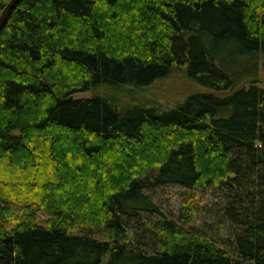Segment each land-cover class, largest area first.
Instances as JSON below:
<instances>
[{
    "label": "trees",
    "instance_id": "1",
    "mask_svg": "<svg viewBox=\"0 0 264 264\" xmlns=\"http://www.w3.org/2000/svg\"><path fill=\"white\" fill-rule=\"evenodd\" d=\"M259 60L264 0H19L0 29V264H264ZM159 187L213 196L229 239L191 227L188 201L167 217Z\"/></svg>",
    "mask_w": 264,
    "mask_h": 264
},
{
    "label": "rangeland",
    "instance_id": "2",
    "mask_svg": "<svg viewBox=\"0 0 264 264\" xmlns=\"http://www.w3.org/2000/svg\"><path fill=\"white\" fill-rule=\"evenodd\" d=\"M260 68L255 73V77L252 76H244V78L249 79L251 77L255 78L257 81V86L259 88L264 89V62L259 60ZM176 90V88H175ZM183 89H181L182 91ZM177 91V90H176ZM89 93H78L75 94V98H84L88 97ZM153 195V200L158 209H160L167 217L179 221L182 216V212L184 210V206L186 202L193 203L195 207L196 214L191 217V227L193 226L197 230L201 231L204 235L213 238L214 240L223 239L227 241L229 239V231L227 229V223L221 218L218 208L216 207L217 203L215 198L210 194H205L201 192H190L189 190H184L182 188L177 187H159L154 190H150ZM218 202V201H217ZM148 214L143 213L141 218L130 219L128 223H130L131 227L136 229V232L133 230L134 234H137L139 238H143L144 235V222L148 217ZM151 217V216H149ZM47 218L43 213L37 214V219L40 221L45 220ZM143 223L139 225L137 223ZM144 242L145 248H148L149 243L145 238Z\"/></svg>",
    "mask_w": 264,
    "mask_h": 264
},
{
    "label": "water",
    "instance_id": "3",
    "mask_svg": "<svg viewBox=\"0 0 264 264\" xmlns=\"http://www.w3.org/2000/svg\"><path fill=\"white\" fill-rule=\"evenodd\" d=\"M19 0H10L8 4L4 7L0 14V29L4 26L7 21L8 15L11 10L17 5Z\"/></svg>",
    "mask_w": 264,
    "mask_h": 264
}]
</instances>
